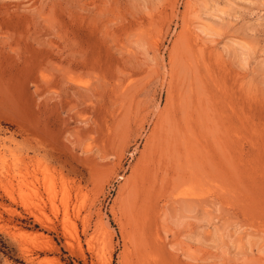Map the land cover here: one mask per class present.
Masks as SVG:
<instances>
[{
    "label": "rangeland",
    "instance_id": "1",
    "mask_svg": "<svg viewBox=\"0 0 264 264\" xmlns=\"http://www.w3.org/2000/svg\"><path fill=\"white\" fill-rule=\"evenodd\" d=\"M0 264H264V0H0Z\"/></svg>",
    "mask_w": 264,
    "mask_h": 264
},
{
    "label": "bare ground",
    "instance_id": "2",
    "mask_svg": "<svg viewBox=\"0 0 264 264\" xmlns=\"http://www.w3.org/2000/svg\"><path fill=\"white\" fill-rule=\"evenodd\" d=\"M42 169V168H41ZM7 170H8V168H7ZM44 170V169H43ZM48 171V170H47ZM6 174L5 175H7L6 177H8V180H9V178L10 179H12L13 178V174H12V171H6L5 172ZM60 174V173H59ZM50 175H52V174H50ZM4 178V177H3ZM5 180V179H4ZM7 182V181H6ZM8 183V182H7ZM69 186V185H68ZM36 198H38V197H36ZM41 223V222H40ZM24 234H27V233H24ZM24 234H22V235H24ZM28 235V234H27ZM26 236V235H25ZM32 235H30V237H31ZM39 236V235H38ZM37 236V237H38ZM24 237V236H23ZM27 237V236H26ZM33 238H35L34 236H32ZM39 238V237H38ZM27 252V251H26ZM58 263V262H57Z\"/></svg>",
    "mask_w": 264,
    "mask_h": 264
}]
</instances>
